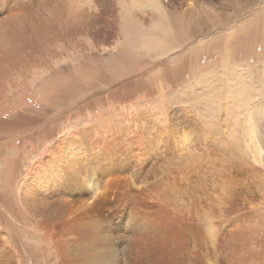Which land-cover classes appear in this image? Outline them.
Segmentation results:
<instances>
[{
	"label": "rangeland",
	"instance_id": "rangeland-1",
	"mask_svg": "<svg viewBox=\"0 0 264 264\" xmlns=\"http://www.w3.org/2000/svg\"><path fill=\"white\" fill-rule=\"evenodd\" d=\"M101 1L0 0L1 234L33 220L22 187L50 173L68 213L57 232L86 220L73 168L55 177L48 156L86 129L88 149L113 152L95 158L113 242L117 223L148 224L122 229L131 262L264 264V0ZM180 159L203 191L181 189Z\"/></svg>",
	"mask_w": 264,
	"mask_h": 264
},
{
	"label": "bare ground",
	"instance_id": "bare-ground-1",
	"mask_svg": "<svg viewBox=\"0 0 264 264\" xmlns=\"http://www.w3.org/2000/svg\"><path fill=\"white\" fill-rule=\"evenodd\" d=\"M101 2H99L98 4H100ZM74 14H75V12H74ZM82 17H83V15L81 17H79V19L76 17L77 20L75 19L76 21H73V23L78 21L77 22L79 24L78 27H75V26L69 27L68 30L70 31L71 34H75L78 31L84 30L85 20H81V19H83ZM95 18H97V16H93L92 19H95ZM95 24H96V22L93 20L92 23L89 25L91 27H94ZM261 113H263V112L261 111ZM139 132H142V131H139ZM111 133H113V132L111 131L110 134ZM115 134L116 133H114V135ZM139 134H141V133H139ZM183 135H184V133H183ZM185 135L187 136V134H185ZM91 136H92L91 132L87 131L86 129H78L76 132L73 133V135L71 137H69L66 140L59 142L57 144V146L54 147V149H52L49 152V155H48L49 158L51 157L52 159H55V157H56L59 159V160L55 159L56 161H58V163L55 165L57 168L56 167L53 168L55 177H60L63 174L61 171H63L64 169H67V163H69V165L73 168L69 174V177L72 181H71L70 185L66 188V191L73 189V193H72L73 198L74 199L76 198L78 200L80 197L84 198V196H89V200H87V201L83 200V202L84 201L85 202L82 203L83 204L81 206L82 208L80 207L82 209L81 213H80L82 216L81 218H85L86 223L84 220H82L83 221V223H82L80 221L81 219L77 218V215H76V218L79 220H75L76 218L72 220L70 218L72 221L69 220V222H65V223L68 226L71 225V227L70 228L67 227L64 230H62L61 232H57L58 227L61 226L63 223V221H62V223L59 222V221H61L60 218L64 214H66V208L61 203V198L59 196V195H62V194H60L62 192L56 189V187H60V186L57 184V182L55 180H47L49 178V176L52 179H54L52 173L48 174L47 179L45 180L46 182L42 178L38 182H36V180L34 181L32 179L30 181V179H29L24 184V186L22 187L23 194H24L23 198L27 199L26 202L22 203V205H23L22 206L23 207L22 213L28 214L30 217L33 218V220L29 221L28 225L18 224V225L13 226V227H8L7 228L8 230L11 229L10 231H8L9 232L8 236H7V234H6V236H3L1 234L2 229L0 228V264H33L36 262H38V264H123V263L132 264V262L134 260L132 259L133 261L131 262V260L129 259V252H130L129 246L125 244L128 238L123 237V234L121 233L120 236H122V237L119 236L117 242L119 243L122 241L121 242L122 246L120 245V243L117 244L116 242H113L115 240H112L113 239L112 237L118 233V230H115L117 227L114 226V221H113L114 218L110 217V220H109V218L104 216V214H103L104 211H102V209H101L102 205H105V203L108 202V199L106 197H104V195H101L103 193V192L101 193V186H100V182H99V180L101 179L100 178L101 173L99 174V172L97 171L98 170L97 166L95 165V160H99V159H95V158L96 157L100 158V153H101V157L104 155V153L106 155L112 154L113 153L111 150L112 148L104 150L100 146H97V148L94 147L92 150H91V148H89L90 149L89 150L88 147L86 146V144H84V143L88 142L89 138ZM93 136H94V133H93ZM263 138H264V136H263ZM263 138L260 142V145H263V146H259L261 148V151L259 152V157L261 156L262 151H264V139ZM90 139L91 140L93 139L94 141H96V139H94V138H90ZM81 141L83 142L84 145L81 143ZM98 141H101V140L98 139ZM77 145L79 147V148L77 147V151L81 152L79 156L76 155L72 159V158H69V156L65 157V155H63L62 152L64 149H67L70 147H71V149H73V146H77ZM85 149H87V151H88L87 153L84 152ZM70 159H72V160H70ZM260 160H262V159H260ZM86 161L88 163H86ZM51 163H54V162H51ZM46 165H48V164H46ZM179 165H180V167H184V165L186 167H188V168H184L183 171L181 172L183 174V176L180 177V175H179L180 179L182 181H185L182 185L180 184L181 189H182V187L187 188V186L189 185L188 188L191 191H193V187L198 188V190L201 188V190L203 191V188L197 184L198 180L195 177H193V175H195L194 170L197 169L196 165L195 164L192 165V163L188 164L182 159H180ZM189 165H192V166H189ZM98 166L101 167V165H98ZM180 167H179V169H180ZM40 168H42V167H40ZM33 169H35V167ZM37 169H38V167H37ZM123 171H125V170H123ZM36 175H37V177H39L38 173ZM112 177H114V176H112ZM172 180H174V178H172ZM177 180H179V179H177ZM65 182L67 184H69V182L67 180ZM112 182H113V180H112ZM115 182L117 183V181H115ZM43 183H45V184H43ZM61 183H63V182H61ZM40 184H42V185H40ZM169 185H170V183H169ZM191 185H192V187H191ZM35 186H37V187L35 188ZM42 186H44V187H42ZM47 189H51V192L49 193L50 200L47 198V196L46 197L44 196V198H43V195H42V190L47 191ZM21 192L22 191H20V193ZM117 192H118V190H117ZM106 193H107V191H106ZM108 193H110V191ZM196 193H200V192H196ZM105 196H106V194H105ZM77 197H79V198H77ZM124 197H125V195H124ZM113 198H115V197H113ZM198 199H201V198H198ZM187 200L188 199L184 200V198L182 196L180 198V203L183 204ZM167 201H168V199L165 200V202H167ZM121 202H122V200H121ZM186 203H188V202H186ZM190 204L192 205V203H190ZM170 205H172V204H170ZM162 208H164V207H162ZM131 209H133V208H131ZM168 209H169V207H168ZM4 210L6 211V209H3V212H4ZM190 210H192V209H190ZM8 212H10V211H7V213ZM173 212H176V211H173ZM170 213H171V211H170ZM207 216L209 217V214ZM78 217H80V216H78ZM57 219H59V220L57 221ZM27 220H28V218H27ZM148 220H150V219H148ZM208 220H209V218H208ZM110 221H111V223H110ZM175 221H176V219H175ZM123 222L124 221H122V223H117L118 228H121L120 231L123 233H124V231H122V229L125 231H129V232L131 231L133 233L134 231H138V229H140V227L144 228L145 225L147 224L146 219H143V218L140 220H135V221L133 219H131L130 221H128L126 223H123ZM50 226H52V227L50 228ZM63 226H65V225H63ZM111 226H113V227H111ZM147 226H148V224H147ZM178 226L182 230H184L182 228L181 223H179ZM26 227H29V228L26 229ZM149 227H150V225H149ZM15 232L17 233V235H15ZM206 233H208V232H206ZM119 234H120V232H119ZM167 234H169V233H167ZM188 234L193 235L190 232H188ZM208 234H207V236H208ZM21 235L24 236L25 239ZM119 238H121V239H119ZM121 248H123L122 249L123 254L121 252ZM26 249L31 250L30 251L31 254L27 257H25L26 255L24 254V252L27 251ZM140 260H141V258H140ZM133 263H135V262H133Z\"/></svg>",
	"mask_w": 264,
	"mask_h": 264
},
{
	"label": "flooded vegetation",
	"instance_id": "flooded-vegetation-1",
	"mask_svg": "<svg viewBox=\"0 0 264 264\" xmlns=\"http://www.w3.org/2000/svg\"><path fill=\"white\" fill-rule=\"evenodd\" d=\"M122 233H123V232H122ZM124 235H125V234L123 233V237H124ZM125 237H126V235H125Z\"/></svg>",
	"mask_w": 264,
	"mask_h": 264
}]
</instances>
